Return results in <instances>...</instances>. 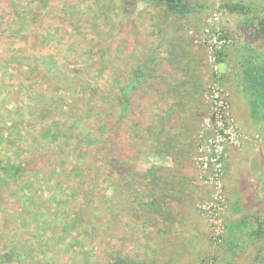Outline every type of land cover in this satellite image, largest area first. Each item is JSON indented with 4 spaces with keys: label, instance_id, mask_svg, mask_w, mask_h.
I'll list each match as a JSON object with an SVG mask.
<instances>
[{
    "label": "rangeland",
    "instance_id": "obj_1",
    "mask_svg": "<svg viewBox=\"0 0 264 264\" xmlns=\"http://www.w3.org/2000/svg\"><path fill=\"white\" fill-rule=\"evenodd\" d=\"M122 2L121 0H51L49 8L44 9L42 4L28 6L24 4L23 8H15L10 6V0H0V163L11 160L13 164H19L26 160L28 158L26 156L32 152L46 154L44 160L31 165L28 170L21 172L13 183L5 185L3 188L7 191L0 195V234L3 236L2 239L0 238V249H2L1 244L7 239L23 246L24 261L21 264H45L46 262L107 264L104 261V255L106 256L107 252L113 253L116 249L123 253L122 249L125 250L119 241L123 236L128 240L130 223H125L126 218L123 220L121 216L113 220L114 217L116 218L115 215L118 216L114 212V206L110 208L112 210L110 212L106 209L100 212L101 226L97 231L100 235L99 240L97 235L93 236L92 233H88L86 236L89 242L74 243L66 247L69 244V235H73L74 232L70 224L72 215L66 208L72 210L73 207L80 205L79 200H71L76 186L75 182L82 180V190L85 192L87 187L93 184L94 177L98 178L100 197H111L112 189L109 184L110 180L107 179L108 182L105 180L110 170L103 173L105 158H102L101 162L95 151L87 149L78 153L75 149L66 146L64 139L66 135L72 133L73 121L69 123L56 117L62 109L67 110L69 106H72L70 113L76 112V118L80 119V123L85 124L89 120L94 124L92 111L85 109L87 106H102L100 104L106 99V97H99L102 90L115 96L120 83L117 87L111 76L116 72L118 76H123L127 72V64L133 62L130 57L132 54L129 56L127 48L130 47L133 50L137 45L140 48L150 47L149 44H153L150 43L153 36L145 26L154 22L151 17L159 9L158 3L145 4L143 0H130V6H125L132 15H129L127 19L121 13L120 8L124 7ZM226 4H240L247 8L255 7L256 11L252 10L255 11L252 12L253 15L264 13L262 11L264 0H188L185 7L188 11L193 10V13L191 15L186 13L182 19L169 15L166 22H172L169 26L171 28H175V25L187 26L188 35L192 38V34L202 27L206 15L218 5L222 30L228 38L233 40L229 48L245 44L246 47L250 45L249 47L258 53L264 52V40L261 35L256 36L258 39H253L250 28H247V24L244 23V16L240 13L230 14L225 11L223 6ZM70 6L73 7L70 8ZM32 12L37 14L34 20L28 17ZM60 13L62 21H59L56 16ZM15 15L18 16L15 18ZM25 16H27L26 19ZM114 22L116 24L120 22V25H115ZM93 24L98 29L103 28V31L107 32L112 30L111 26L115 29L111 43V50L115 48L116 56L113 58L114 70L101 74L96 82L92 80L95 69H97L95 66L96 45L94 46V42L91 41L89 26ZM169 27L159 32L158 36L162 33L173 35L175 29H168ZM98 40L100 39L95 42L98 43ZM192 44L203 50L207 67L206 89L202 90V95L200 98L197 97L194 103V106L198 103L199 108L194 112L195 128H198V132H196V143L191 152L193 167L197 137L204 136L211 127V122L213 123L209 101V90L212 89L217 88L225 93L232 120L230 125L231 128H235L238 135V145L228 147L226 153L229 156L232 150L239 152L240 155L234 163L229 165V196L225 164L222 187L226 209L221 216V222L226 233L220 244H215L213 228L199 211V206L210 202L212 192L209 188L200 187L198 179L196 181L193 179L195 183L192 186V194H197V197L192 195L193 199L188 200L186 206L193 209L194 213L206 223L213 236L212 247L214 248H211V252L206 249L200 256L191 254L187 256L188 252L192 253L196 250L198 253L202 250V243L194 240L192 245H185L184 248L188 252H183L180 264H186V262L191 264H264V237L253 238L250 243L249 241L247 243L248 233L245 228L250 227L237 226L234 228L233 225L234 222L241 223L242 220L249 219L252 222L250 224L254 226L258 219L262 222L264 230V132L263 128L253 125L250 117L252 108L256 106L261 108L259 105L261 96L259 94L256 96L254 93H256L255 90L264 92L262 83L264 75L255 73L258 67H254L253 70L252 66H255L253 64L257 62L250 60L246 63L250 68L247 73L253 71V74L248 75V84L246 90L244 89L247 95L249 94L247 98L245 97L249 105L246 101L240 107L236 104V98L240 95L237 96L232 91L231 101L230 89L229 96H227L225 90L228 88L224 80L225 74L229 72L232 76L239 78L242 68L238 70L234 65L226 68L222 56L218 66L219 78L215 80L212 69L206 63L205 50L193 40ZM38 51L43 53L40 60L33 56V53L36 54ZM93 91L96 93L91 99ZM98 97L99 102L96 101ZM109 106L110 104H105V107ZM236 106L240 107L238 111ZM82 114L84 116L79 117ZM8 116H12L13 122L8 120ZM54 119L60 125L54 124ZM42 127L52 128L53 136L59 134L55 138H49L48 134L41 131ZM83 132L85 133L84 130ZM117 137L122 139L126 137V134L118 131ZM56 141L60 143L57 144ZM156 157L143 153L135 167L138 171H142L154 165L153 162H157L158 165L155 166H159L161 160ZM75 175H83V177L79 178ZM114 176L112 171L111 178ZM70 182L73 184H69ZM14 192L20 196L25 193L34 194L41 202L48 201L51 206H55L54 199L59 196L66 205H61L60 216L55 218L52 227L45 224L35 225L33 222L25 225L12 216L14 209L11 206L17 207L18 204L11 196ZM235 209L238 210L237 213L234 212ZM18 210L21 209L18 207L16 211ZM102 216L116 222L115 228L114 226L107 228L108 225L102 228L104 226L101 221ZM89 218L93 219L94 215H90ZM120 220L123 222L119 223ZM14 221L25 226L17 227ZM99 224L98 221L94 222L95 226ZM228 232H231V237H236L232 241L234 243L229 244L232 251L230 253L220 252ZM101 234H104L103 238ZM244 238H246L245 242H239L240 245L238 241ZM101 240L106 245H103ZM115 241L118 242L116 244L118 248L115 247ZM147 264H157V262H151L148 259Z\"/></svg>",
    "mask_w": 264,
    "mask_h": 264
},
{
    "label": "trees",
    "instance_id": "obj_2",
    "mask_svg": "<svg viewBox=\"0 0 264 264\" xmlns=\"http://www.w3.org/2000/svg\"><path fill=\"white\" fill-rule=\"evenodd\" d=\"M20 1L21 0H10V6L23 8L24 4H26V6L42 4L44 9H47L49 8L48 6L51 0H24L22 3ZM143 1L145 4L149 2L158 3V14L151 17L152 20H156V24H172V22H166V18L169 15L174 18L177 17L182 19L188 12L185 7V3H187L188 0ZM122 3L124 7L121 6V13L124 14V18L129 19V15H132L131 11L127 8L130 6V0H123ZM72 7L73 6H70V8ZM223 9L230 14L234 12L242 14L244 16V23L247 24V28H250L251 37L253 39H258L256 36L261 35L264 40V13L253 15L252 12L256 11L255 7L247 8L240 4H226L223 6ZM60 15L61 13L56 14L59 21H62V16ZM17 16L18 15H15V18ZM26 17L27 16H25V19ZM28 17L34 20L37 14L36 12H32ZM114 24L120 25V22L117 24L114 22ZM89 26L91 41L94 42V46L96 45L95 66L97 69H95L96 72L92 77V80L96 82L101 77V74L106 71L110 73L111 70H114L115 61L113 58L116 56L114 52L115 48L111 50V43L113 41L115 29L111 26L112 30L107 32L103 31V28L98 29L94 24ZM97 39H100L98 43L95 42ZM248 45L249 44H247V46ZM179 46L180 45H177L175 41H172L163 47L162 44L158 43L152 48H139L138 45L135 46L133 50L130 47L127 48L129 56L132 54L130 57L133 59V62L127 64V72L123 76H118L117 72L115 75L113 74V76H111L112 79L115 80L117 87L119 85L118 83H120L115 96H112V94H109L106 90H102L99 97H106L104 103L100 104L102 106H87L85 109L86 111H92L94 124L89 120L88 122L86 121L85 124L80 123V119L76 118V112L70 113L72 106H69L67 110L62 109L56 115L61 121L66 120L69 123L73 121L71 124L73 126L72 133L70 132L64 139V144L66 146H69L70 149H75L78 153H80V151L84 152L87 149L95 151L96 155H98L97 157L101 159V162L102 158H105L106 162L104 164L105 169L103 173L105 174L106 171L110 170V174L105 176V180H110L109 184L112 189L111 197H100L98 195L100 193V186L97 182L98 178L94 177L92 180L93 184L88 186L85 192L82 190V180L81 182H75L76 186L74 185V193L71 196V200H79L80 205L73 207L72 210L66 208L71 212L72 221L70 224L74 231L73 235H69V244H67L66 247L74 243L83 244L89 242L87 239L88 236H86L88 233H92L93 236L97 235V239L99 240L100 235L97 231L101 226L99 217L100 212L105 209L110 212L112 211L110 209L112 206H114L115 214H118V216L115 215L116 218L114 217L113 220L121 216L123 220L126 218V220H124L125 223H130L131 219L146 222L148 215H155L153 218V220H155V217L160 218L162 213H169L165 201L167 198L173 197L168 194L173 190V183H170L168 180V173L164 171L161 165H151L143 170L144 172L138 171L135 166L143 153L161 158L171 156L174 153H186L189 155L193 150V146H195L194 143H196V132H198V128H195L196 125H190L187 121L190 119L196 122V118L193 116L187 117L185 111L183 114L179 113V118L181 120L180 125H173V121H170L169 116L174 114V111L166 110V108L170 109L171 102H169V100H163V94L165 93L163 91L165 90L166 93L170 91L171 95L176 94L178 96L179 99L173 102L174 106H184L186 108V106L191 107L193 105L190 101V93H186V90H176L178 89V85H176V87L172 86L173 79L170 78L168 73L162 72L163 57L167 55L168 57L170 56L171 58L177 59V57L180 56V53L177 51ZM249 46L244 48L243 54H246V57L251 56L253 62H257L256 64L259 62L258 66L253 64L255 66H252V68L254 70V67H258L257 72L255 71L256 74L264 75V52L258 53ZM33 54V56L39 60L43 56V53L39 51ZM166 60L169 61L168 59ZM260 64L263 65L259 66ZM122 68L123 67H121V69ZM247 69L250 68L247 66ZM182 83L185 84V81ZM262 83L264 85V80ZM192 91L194 92L195 90ZM255 92L254 94L256 96H258L257 94L261 96V100H259L261 108L259 109L257 106L252 108L250 110V117L253 120V125H257V128H263L262 131L264 132V92L263 90H255ZM95 93V91L91 93V99L94 97ZM99 97L98 100H96L98 102L100 101ZM106 103L110 104L108 108L105 107ZM195 107L198 109V103ZM83 116V114L79 115V117ZM8 120L13 122L12 116H8ZM53 123L57 124L59 122H56L54 119ZM58 125L60 124H57V126ZM176 128H178V132H176ZM51 130L52 128L49 127L41 128V131L44 134H48L49 138H55L59 133L53 136L54 132ZM118 131L125 133L126 137L122 139L118 138ZM179 136L184 137L183 142L181 140L178 141ZM56 143L59 144L60 142L56 141ZM26 157L28 158L19 164H13L11 160L0 163V195L2 192L7 191V189L5 190L3 188L5 185L13 183L20 173L28 170L31 165L36 164L39 160H44L46 154L41 155L38 152H32ZM112 171L115 174L113 178H111ZM196 174L197 171L194 176L195 180H197ZM75 176L79 178L83 177V175ZM185 179V176L177 177L175 186L181 188L180 192L186 191L188 197H190L193 187H189L188 183H184ZM69 184L73 183L70 182ZM11 196L14 199L13 201L18 203L17 207L11 206L14 209L12 216L19 219L18 221L21 223L23 222L25 225L33 222L35 225L45 224L52 227L55 223V218L59 215L61 205H66L64 200L59 196L54 199L55 206H51L48 201L41 202L38 197L30 193H25L20 196L17 192H14V194L11 193ZM114 202L116 203L113 204ZM18 207L21 210L16 211ZM234 212L237 213L238 210L235 209ZM90 215H94V218L90 219ZM30 217H32V219H30ZM96 221L100 223L99 226L94 225ZM101 221L102 224L104 223L102 228L107 225V228L112 226L115 228L117 224L110 219L104 218V216L101 217ZM122 222L123 221L119 223ZM250 222L249 219H244L241 223L234 222V228L237 226H241V228L246 226L250 227L245 228L248 233L247 239H241L238 243L245 242V239L247 243L248 241L250 243L253 238L260 239V237H264L262 222L257 219V223L254 226L251 225ZM14 224H16L17 227L23 225L16 221H14ZM103 235L104 234H101L102 238L104 237ZM0 238H3L1 234ZM105 239H107V236H105ZM101 241H99V243ZM209 241L212 246L213 236L211 231ZM101 243L106 245L104 241ZM1 245L0 264L23 263V246L8 239ZM104 257V261L107 264L133 263L128 256L122 255L120 250L116 249L113 253L107 252ZM47 264H52V262Z\"/></svg>",
    "mask_w": 264,
    "mask_h": 264
},
{
    "label": "crops",
    "instance_id": "obj_3",
    "mask_svg": "<svg viewBox=\"0 0 264 264\" xmlns=\"http://www.w3.org/2000/svg\"><path fill=\"white\" fill-rule=\"evenodd\" d=\"M158 10L153 16L158 14ZM187 13H189L188 15H191L193 10L189 9ZM155 21L152 24L148 23L149 25L147 26L146 24L145 26L150 35L153 36V39L150 41V43L153 44H149L150 48L156 46L158 43L162 44L163 47L172 41H175L178 45H180L179 48H177V51L180 53V56L177 57V59H174L173 57L171 58L170 56L168 57L167 55L163 57L162 72L168 73L170 78L173 79L174 85L172 84V86L176 87V85H178V89L176 90H186V93H190V101L193 103L191 107L186 106V108L184 106H174L173 102L179 99L178 96L176 94L171 95L170 91L169 93H166L165 90L163 91L165 92L163 94V100H169V102H171L170 109L166 108V110L174 111V114H171L169 119L170 121H173V125L178 126L181 123L179 113L183 114L186 111L187 117H195L194 112L197 109L194 106V103H196L195 100L197 97L200 98L202 95V90L206 89L207 67L205 64L204 52L201 48H198L192 44L193 38L188 35L187 30L189 29L187 26L175 25V28H171L169 27L171 24L165 23L164 26L162 24H156ZM167 27H169L168 29H175L173 35L170 36L166 33H162V35L158 36V33L164 31V29ZM245 47V44L240 46L236 45V47L232 48L228 47L226 48L222 57L226 68L229 67V65H234L238 70L242 68L239 72V78H237L235 75L232 76L229 72L225 74L224 80L225 85L228 88V90H225V92L227 93V96H229L230 89L231 101L232 91H234L237 96L238 94L240 95L236 98V104H239L240 107L243 106L246 101L249 105L248 99H245V97L249 94L247 95L244 89L246 90V86L248 84V75L253 74V71L247 73L249 70L245 68L247 65L246 63H249L250 60H253L251 56L246 57V54H243ZM183 81H185V84L182 83ZM192 90L195 91L193 92ZM240 107L236 106V110L238 111ZM232 108L234 107L232 106ZM187 123H190V125H196V122L191 121L190 119L187 121ZM176 132H178V128H176ZM183 138V136H179L178 141L181 140L183 142ZM239 155V152L231 150L226 161V186L228 196L229 165L234 163L235 159H237ZM152 157L156 156L152 155ZM191 157L192 154L188 155L186 153H174L171 156L162 158L156 157L161 160L159 165H161L162 168H164V171L168 173L167 178L170 183H173V190L168 193L173 197L167 198L165 201V205H167L169 213H162L160 218L155 217V220H153L155 215H148L146 222H143L142 220L131 219L129 224V238L127 240L125 236H123L121 237L123 239L120 238L119 243L125 248L124 250L120 246V248L123 250L122 255L128 256L133 261V264H147L148 259L151 262H157V264H180L183 252H188L187 249L184 248L185 245H192L194 240L202 243V250L198 253L196 250H194L192 253L188 252L186 253L187 256H200L206 251V249H209V252H211V248H214L209 242L210 229L206 223H204L203 220L194 213L193 209L187 208L186 206V202L190 199H193L192 194L190 197H188V193L186 191L180 192L181 188L175 186L177 177L182 176L186 177L184 183H188L189 187L193 186L195 183L193 179H195L194 176L196 171L193 167ZM153 164L158 165L157 162H153ZM193 196L197 197V194H193ZM231 226L233 225L231 224ZM188 229H190V231ZM234 239H236V237H231V232H228L225 238V243L221 247L220 252L230 253L232 250H230L229 244L234 243L232 242ZM117 243L118 242H116V244ZM116 244L115 247L118 248ZM186 264L191 263L186 262Z\"/></svg>",
    "mask_w": 264,
    "mask_h": 264
},
{
    "label": "built area",
    "instance_id": "obj_4",
    "mask_svg": "<svg viewBox=\"0 0 264 264\" xmlns=\"http://www.w3.org/2000/svg\"><path fill=\"white\" fill-rule=\"evenodd\" d=\"M220 10L218 5L206 15L198 32H190L193 41L203 47L206 52V63L212 69L215 80L219 78L218 66L227 47L233 40L225 35L220 25ZM216 86V84H215ZM210 114L213 123L204 136L197 137L194 166L197 179L201 186L212 192L210 202L199 206V211L206 217L213 228L214 242L220 244L226 230L221 222V216L226 209L223 195V178L228 147L238 145V135L231 128L228 101L222 90H209Z\"/></svg>",
    "mask_w": 264,
    "mask_h": 264
}]
</instances>
